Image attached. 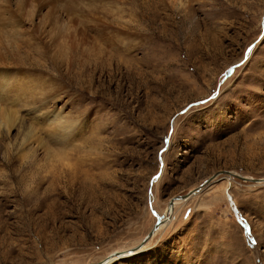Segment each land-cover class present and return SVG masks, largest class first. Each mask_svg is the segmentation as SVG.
<instances>
[{
    "label": "rangeland",
    "instance_id": "rangeland-1",
    "mask_svg": "<svg viewBox=\"0 0 264 264\" xmlns=\"http://www.w3.org/2000/svg\"><path fill=\"white\" fill-rule=\"evenodd\" d=\"M20 1L0 0V264L126 250L218 171L235 176L106 264H264V181L236 177L264 180V0H91L49 22Z\"/></svg>",
    "mask_w": 264,
    "mask_h": 264
},
{
    "label": "bare ground",
    "instance_id": "bare-ground-1",
    "mask_svg": "<svg viewBox=\"0 0 264 264\" xmlns=\"http://www.w3.org/2000/svg\"><path fill=\"white\" fill-rule=\"evenodd\" d=\"M84 1H91V0H21L20 1V4L21 5H25V6H28L29 9L28 11H42L44 10V13H43V16L47 19V21L49 22V20L51 21V19L53 18L52 15H54L55 17L59 16L61 14V12L63 11H66L68 9L71 8V6H75L77 8V10H80V11H86L85 8L83 7L84 4L86 5V3ZM94 1V0H93ZM97 1V0H96ZM27 11V13H28ZM79 11V12H80ZM7 13V14H11V16H13V11L10 9L8 10H2L1 9V5H0V28H3V27H6L9 25V18H5L3 17V15ZM82 13V12H81ZM85 13V12H84ZM29 14V13H28ZM15 16V15H14ZM42 16V17H43ZM50 16L52 18H50ZM58 23V22H57ZM54 34V33H53ZM52 36V35H51ZM56 37V36H55ZM51 38V37H50ZM57 38V37H56ZM52 39V38H51ZM53 41V40H52ZM55 42V41H54ZM2 46V40L0 39V47ZM7 46V45H6ZM1 82H3V80H1ZM161 163H162V159H161ZM160 172V171H159ZM185 199V198H184ZM184 199H174L173 200V203L172 205H169L167 204V208H166V211L165 213L163 214V216L166 214L165 218H160L158 215V219L159 220V223L157 226H152L153 230H152V234L161 226L163 225L164 223H167L168 220L170 219V216L172 214V208H173V205L175 203V201H179V200H184ZM162 216V217H163ZM151 234V235H152ZM128 250H131V248H127L126 250H120L118 251L119 254L116 255V256H111V254H108L107 256H105L104 258H108L106 260V263L110 262L111 260H113L114 258H120V257H123L127 254H130L132 252H127ZM134 251V250H133ZM103 258V259H104ZM94 264V263H93Z\"/></svg>",
    "mask_w": 264,
    "mask_h": 264
},
{
    "label": "water",
    "instance_id": "water-1",
    "mask_svg": "<svg viewBox=\"0 0 264 264\" xmlns=\"http://www.w3.org/2000/svg\"><path fill=\"white\" fill-rule=\"evenodd\" d=\"M232 66H233V65H231L230 67H228L227 70H229ZM225 74H226V73H224V75H225ZM158 160H159V165L161 166L162 163H161L160 155H158ZM221 172H223V173H225V174H228V175H231V176H235L233 173L228 172V171H218V172L212 174L210 177L206 178V179H205V180H204V181H203L198 187L193 188V189L187 191V192L184 193V194L177 195V196H173V197L169 198V200H168V202H167V203H168V206H169V205H172L174 199H184V198H187V197L190 196L194 191L198 190V188H200L201 186L207 184V183H208V182H209L214 176H216L217 174H219V173H221ZM159 173H160V172L158 171V172L155 174L154 178H156V177L159 175ZM236 177H239V178H241V179H245V180H251V181H253V182H261V181H264L263 179H250V178H245V177H242V176H236ZM149 183L151 184V183H152V180H150ZM148 191H150V189H149ZM159 220H160V219H158V217L156 216V220H155L153 226H157L158 223H159ZM152 230H153V228H150V229L146 232V234H145V235L139 240V242H138L135 246L130 247L131 250H128L127 252H128V253H129V252H132L133 250H136V249H138L139 247H141V246L147 241V239L151 236V234H152ZM118 251H120V250H118ZM118 251H114V252L110 253L111 256H116V255H118V254H119ZM107 259H108L107 257L104 258V259L102 258L101 260L95 262L94 264H104V263L106 262Z\"/></svg>",
    "mask_w": 264,
    "mask_h": 264
}]
</instances>
